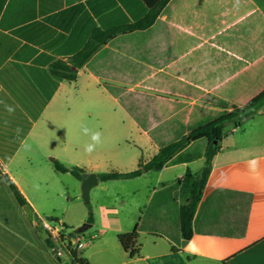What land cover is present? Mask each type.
Masks as SVG:
<instances>
[{
    "label": "crops",
    "instance_id": "1",
    "mask_svg": "<svg viewBox=\"0 0 264 264\" xmlns=\"http://www.w3.org/2000/svg\"><path fill=\"white\" fill-rule=\"evenodd\" d=\"M149 10L144 0H0V172L28 202L20 206L13 194L0 193V264H20L6 255L5 225L25 226L23 215L40 216L21 183L41 182L43 170L32 168L50 160L97 175L115 171L99 169L112 162L117 172L134 171L162 144L264 90V0H169L149 28L102 46L76 81L50 71L54 61L78 53L95 29L135 23ZM116 108L138 132L137 146H118L122 157L70 146L71 135L83 136L87 117L97 111L115 122ZM225 131L190 240L181 234L180 208L203 166L207 138L159 171L109 180L138 183L134 196L146 195L134 224L140 255L130 258L120 246L119 264H264V105Z\"/></svg>",
    "mask_w": 264,
    "mask_h": 264
},
{
    "label": "rangeland",
    "instance_id": "2",
    "mask_svg": "<svg viewBox=\"0 0 264 264\" xmlns=\"http://www.w3.org/2000/svg\"><path fill=\"white\" fill-rule=\"evenodd\" d=\"M110 89L117 93L116 88ZM112 113L117 114L115 122L95 111L91 118H86V127L102 132V143L94 153L122 157L123 151L118 146H137L139 136L130 126L129 119L123 118L120 109L116 108ZM133 113L140 119L136 109ZM88 142L90 137L85 134L78 139L71 135L70 146H84ZM32 169L43 170L41 182L29 179L21 183L29 197L38 205L40 212L38 217L49 219L48 217L54 216L56 218L54 221L61 220L64 223V236L68 239L79 238L84 244V247L78 250L79 256L88 255L96 264L121 263L124 260L123 253L117 241V232L111 228H121L123 231L134 230V224L146 199V195L142 193L134 196L133 191L138 183L132 184L123 180L99 182L90 192V202L86 203L82 197L81 182L70 173L56 171L50 160ZM99 169L118 171L114 162ZM0 193H8L12 196L13 193L6 181H0ZM90 210L94 219L92 227L83 233H77L76 229L88 222ZM23 217H25V226L7 223L3 228L4 244L10 248L6 252L8 259L20 264H55L57 256L45 248L43 241L45 230L38 225L37 230L40 234L38 235L37 230L32 226L31 219L36 222L37 216L29 214ZM61 259L62 264H70L65 258Z\"/></svg>",
    "mask_w": 264,
    "mask_h": 264
},
{
    "label": "trees",
    "instance_id": "3",
    "mask_svg": "<svg viewBox=\"0 0 264 264\" xmlns=\"http://www.w3.org/2000/svg\"><path fill=\"white\" fill-rule=\"evenodd\" d=\"M144 1L150 7V10L145 17L132 24L115 26L106 30L100 28L95 29L85 46L78 53L70 57L68 61L56 60L51 64L50 71L52 74L69 82L76 81L79 69H81L102 46L121 34L149 28L155 22L161 8L164 7L169 0ZM263 105L264 90L245 106L241 108H234L229 113H223L215 119L193 127L187 134L178 140L162 144L158 153L149 161H145L141 158L136 170L126 173H120L117 171L100 173L98 174L99 180L103 182L117 179H133L149 171H159L165 163H167L175 154L183 150L191 142L199 138H207L208 145L205 150L203 166L196 174L188 201L180 208L181 234L184 239L190 240L193 237V218L211 173L213 159L219 152L221 142L226 136V125L228 123H232L236 127H240L247 118L255 114V112ZM54 167L58 172H70L79 181H81L86 174V171L82 168H67L57 161L54 162ZM0 175L6 179L17 203L20 206L26 205L28 203L27 199L19 187L12 181V179H10L8 175L2 174L1 172ZM55 219L56 218L54 217H49V220L53 221ZM93 221V213L90 210L88 222L93 223ZM35 228H38V225H36ZM138 236L139 235L135 229L128 233L117 234V240L121 248L130 258H135L140 255L141 246L137 242ZM45 243L47 246L51 244L48 237L45 238ZM70 247H72L71 241L69 242V248ZM57 262L62 264L63 261L61 258L57 257ZM71 264L92 263L87 258L79 256L77 251L71 250Z\"/></svg>",
    "mask_w": 264,
    "mask_h": 264
},
{
    "label": "built area",
    "instance_id": "4",
    "mask_svg": "<svg viewBox=\"0 0 264 264\" xmlns=\"http://www.w3.org/2000/svg\"><path fill=\"white\" fill-rule=\"evenodd\" d=\"M35 224L43 227L46 232V236L51 241L48 248L58 258H68L71 262V250H75L78 253V250L84 247V244L79 238L68 239L64 236V224L61 221L57 222L38 217ZM70 241H72V247L69 248Z\"/></svg>",
    "mask_w": 264,
    "mask_h": 264
},
{
    "label": "water",
    "instance_id": "5",
    "mask_svg": "<svg viewBox=\"0 0 264 264\" xmlns=\"http://www.w3.org/2000/svg\"><path fill=\"white\" fill-rule=\"evenodd\" d=\"M99 184V177L96 173H86L81 180L82 197L86 203L90 202L91 190ZM92 227V223L86 222L77 228L78 233H83Z\"/></svg>",
    "mask_w": 264,
    "mask_h": 264
},
{
    "label": "clouds",
    "instance_id": "6",
    "mask_svg": "<svg viewBox=\"0 0 264 264\" xmlns=\"http://www.w3.org/2000/svg\"><path fill=\"white\" fill-rule=\"evenodd\" d=\"M82 130L85 135L90 137V142L84 145L83 150L85 153L91 154L102 143V132L93 131L86 126H84Z\"/></svg>",
    "mask_w": 264,
    "mask_h": 264
}]
</instances>
